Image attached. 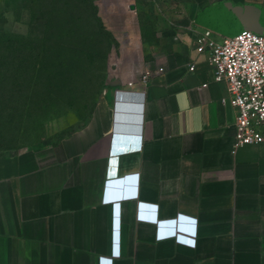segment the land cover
<instances>
[{
	"label": "crops",
	"instance_id": "0c3cea01",
	"mask_svg": "<svg viewBox=\"0 0 264 264\" xmlns=\"http://www.w3.org/2000/svg\"><path fill=\"white\" fill-rule=\"evenodd\" d=\"M151 1L161 22L123 40L155 60L144 95L147 67L122 72L83 129L0 155V264H264V142L232 153L226 84L194 45L264 35V0Z\"/></svg>",
	"mask_w": 264,
	"mask_h": 264
},
{
	"label": "rangeland",
	"instance_id": "374dc122",
	"mask_svg": "<svg viewBox=\"0 0 264 264\" xmlns=\"http://www.w3.org/2000/svg\"><path fill=\"white\" fill-rule=\"evenodd\" d=\"M89 4L0 0V155L55 144L83 129L114 103L120 73L143 67L149 71L155 62L146 56L143 40L141 53L123 41L136 21L146 33L145 12L161 22L154 1L89 0ZM76 25L85 32L83 40L75 31L62 32ZM83 41L89 46L84 51L79 47ZM63 45L65 56L74 60V76H65L53 88L48 76L40 75L33 90L28 83L33 65L60 56Z\"/></svg>",
	"mask_w": 264,
	"mask_h": 264
},
{
	"label": "built area",
	"instance_id": "2783aa9c",
	"mask_svg": "<svg viewBox=\"0 0 264 264\" xmlns=\"http://www.w3.org/2000/svg\"><path fill=\"white\" fill-rule=\"evenodd\" d=\"M194 45L198 54H208L213 81L226 84L227 97L221 102L231 106L235 113L232 153L245 146L262 144L264 35L242 30L233 37L215 40L211 30L203 29L196 34ZM189 71H193V66L189 67ZM151 76V71L140 75L139 90L135 93L144 95V88Z\"/></svg>",
	"mask_w": 264,
	"mask_h": 264
},
{
	"label": "trees",
	"instance_id": "16d2710c",
	"mask_svg": "<svg viewBox=\"0 0 264 264\" xmlns=\"http://www.w3.org/2000/svg\"><path fill=\"white\" fill-rule=\"evenodd\" d=\"M31 2V4H37L39 2V0H29ZM81 1L82 6L84 5H90L89 4V0H78ZM90 7V6H89ZM79 25H76L75 29L71 30V27L69 28H65L63 32V34L68 33V29L69 34H71V31H75L76 34L79 33L80 36L79 39L83 40L85 38L84 36V31L80 28H78ZM67 30V31H66ZM66 31V32H65ZM84 41L83 43H81V45H79L80 49H84L86 47V49L89 47L88 45H85ZM63 48V49H62ZM66 46H62L61 49L59 50V55L60 56H54V57H50L48 56V58H42L41 61L38 63V65H33V69L31 70L32 72V76L29 79V87H31L33 90L36 88L37 84L39 83L38 78L40 75H47L48 76V80H49V85L53 88H56L59 84V81L61 82L64 78H67L65 76H69L70 78L74 76V72L73 70L77 71L75 64H74V60L71 56H65L66 55V51L67 49H65ZM63 50V51H62ZM76 50H79L78 48H76ZM62 51V52H60ZM84 51V50H83ZM52 58V59H51ZM76 65H78V63H76ZM76 73V72H75ZM54 76V78H53Z\"/></svg>",
	"mask_w": 264,
	"mask_h": 264
},
{
	"label": "water",
	"instance_id": "95a60500",
	"mask_svg": "<svg viewBox=\"0 0 264 264\" xmlns=\"http://www.w3.org/2000/svg\"><path fill=\"white\" fill-rule=\"evenodd\" d=\"M129 10H131V11L134 10V5H130ZM237 25H238V28H237V30H235V32H233V33L229 32L228 34H225V36L226 37H233L234 35H236L240 31L245 30L240 24H237Z\"/></svg>",
	"mask_w": 264,
	"mask_h": 264
}]
</instances>
